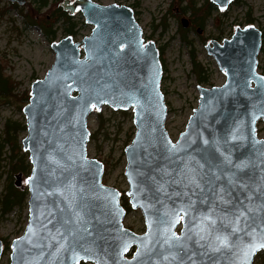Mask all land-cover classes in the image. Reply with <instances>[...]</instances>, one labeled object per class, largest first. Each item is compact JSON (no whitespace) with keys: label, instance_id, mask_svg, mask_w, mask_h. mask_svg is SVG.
<instances>
[{"label":"water","instance_id":"95a60500","mask_svg":"<svg viewBox=\"0 0 264 264\" xmlns=\"http://www.w3.org/2000/svg\"><path fill=\"white\" fill-rule=\"evenodd\" d=\"M211 1L226 9L233 0ZM61 6L70 15L79 9L94 29L82 42L67 37L52 45L54 63L23 110L29 215L11 243L10 264H240L242 247L264 243L261 31L238 29L206 47L226 82L198 88V107L173 142L159 52L144 42L133 11L91 0ZM105 105L134 110L125 176L130 206L146 224L142 235L124 227L120 193L103 184V164L88 157V118ZM217 235L227 236L229 247L214 250ZM2 255L0 241V262Z\"/></svg>","mask_w":264,"mask_h":264},{"label":"rangeland","instance_id":"374dc122","mask_svg":"<svg viewBox=\"0 0 264 264\" xmlns=\"http://www.w3.org/2000/svg\"><path fill=\"white\" fill-rule=\"evenodd\" d=\"M60 1H57L56 6H60L64 0ZM92 1L102 6L118 5L130 8L143 30L145 42H153L157 49L162 50L161 91L168 109L166 130L173 142H176L180 134L185 131L190 117L198 107L200 98L198 88L220 87L226 82V73L219 69L214 58L208 54L206 47L211 46L212 41L223 44L225 40H230L238 29L255 27L264 34V0H240L239 5L231 4L226 9H219L208 20L204 31L198 34L187 33V39L191 45L183 42L179 33L181 22L175 16L179 9L176 10L177 5L174 0ZM202 1L204 0H199V2ZM49 2L54 3V0H49ZM171 4L174 7H172L173 13H169ZM9 5V0H0V10L4 12V15L0 17V67L3 75L13 83L14 90L12 96L0 97V142L6 137L7 124L26 127L23 112L26 103L23 100L28 93L30 94L32 85L45 78L55 60L52 45L68 37L66 30L70 28V24H64L62 21L45 23V27L29 24V19L20 14L18 8ZM47 11L44 9L40 14ZM26 13L27 9H23V14ZM188 18L189 13L182 17V19ZM249 20L253 23L249 24ZM72 22L77 24L76 34L71 36L74 43H79L91 35L93 26L86 24L81 12L75 13ZM46 30L51 31L49 37H46L44 32ZM192 52L207 72L204 82H200L192 71ZM258 73L264 77V44L259 55ZM87 127L90 132L89 158L103 164V184L120 193L123 206L125 200L129 205L127 195L129 185L125 176L127 165L125 149L131 144L136 131L133 109L115 111L108 106H104L101 110L94 108L89 116ZM257 133L259 139H264L262 122L258 125ZM26 136V129L19 130L16 134L21 154H23L21 143ZM12 155L21 156L7 145L3 155L4 161L0 167V240L6 239L10 245L23 235L27 226L28 196L21 206H14L7 212L3 211L2 199L12 183L18 185L16 189L27 190V178L31 174L28 154H26V163L29 164L30 169L26 174L12 172L10 161ZM124 226L137 235L146 232V224L141 212L132 208L126 210ZM134 252L135 247L127 257L131 258ZM11 253V248L5 251L0 264H10ZM254 264H264L263 251L257 254Z\"/></svg>","mask_w":264,"mask_h":264},{"label":"trees","instance_id":"16d2710c","mask_svg":"<svg viewBox=\"0 0 264 264\" xmlns=\"http://www.w3.org/2000/svg\"><path fill=\"white\" fill-rule=\"evenodd\" d=\"M57 1L54 0V3H50L49 0H32L28 2H24L22 4V8L17 3H10L9 6L13 8H18L20 14L24 15L25 18L29 19V24H37L41 27H45V23H56V22H63L64 24H70V28L66 30V32L73 36L76 34L75 27L77 24L72 22L73 16H70L67 12H65L59 5L56 6ZM63 1V0H61ZM60 1V2H61ZM177 5V9H179L178 13H174L177 19L181 22V19L184 15L189 13V24L187 28H183L182 23L179 27V33L182 36L183 42L187 45H191V42L187 39V33L195 32L200 33V31H204L208 20L213 16L214 13L218 12V8L211 2V0H204L199 2V0H174ZM241 2L240 0H234L233 4L239 5ZM51 4V5H50ZM59 4V3H58ZM173 4L169 9V13H173ZM23 9H27V13L23 14ZM44 9L48 11L44 14H40V12ZM3 10H0V17H2ZM40 18V19H38ZM249 24H252L253 21L249 20ZM165 28V27H164ZM166 29V28H165ZM46 37H49L51 31H44ZM53 34V33H52ZM264 37V34H263ZM160 59L163 63V52L159 49ZM192 65H193V72L197 75L198 80L200 82H204L206 80V70L202 67V65L198 62L196 55L192 52ZM14 90L13 83L11 80L3 75L2 69L0 67V97H8L12 96V92ZM30 99V94L25 96L24 100L27 104ZM26 127H20L16 124H7L6 126V137L4 140L0 142V167L1 163L4 161L3 155L6 146H10L13 152L20 153L21 156L12 155L10 157L11 161V170L13 173L23 172L28 173L30 166L26 163V152L22 150L20 151V146L18 145L16 134L19 130H25ZM15 161V163H14ZM30 163V162H29ZM17 184H11L8 192L2 199V207L3 211L7 212L11 210L14 206L22 205L26 199L28 191L26 189H16ZM124 207L128 211L130 209L128 202L124 201ZM4 244V252L10 250V244L6 241V239H1Z\"/></svg>","mask_w":264,"mask_h":264},{"label":"snow or ice","instance_id":"6c2138e0","mask_svg":"<svg viewBox=\"0 0 264 264\" xmlns=\"http://www.w3.org/2000/svg\"><path fill=\"white\" fill-rule=\"evenodd\" d=\"M141 48H143V45H141ZM241 215H244V213H241ZM174 223L179 222V218L175 219L173 221ZM214 224L215 222L212 221ZM234 231L237 229H233ZM174 239H179L176 237H172ZM201 239H204L203 236H201ZM165 242H169L168 238H166ZM216 247L214 250H219L220 247H229V240L227 236L217 235L215 237ZM260 248H264V243H253L251 245L244 246L240 249V264H250V257L254 255L255 251L259 250Z\"/></svg>","mask_w":264,"mask_h":264}]
</instances>
